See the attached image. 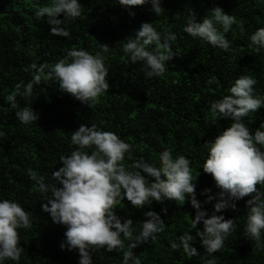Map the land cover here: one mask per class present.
<instances>
[{
	"label": "trees",
	"instance_id": "16d2710c",
	"mask_svg": "<svg viewBox=\"0 0 264 264\" xmlns=\"http://www.w3.org/2000/svg\"><path fill=\"white\" fill-rule=\"evenodd\" d=\"M45 2L0 0V130L5 132L0 137V198L17 200L31 214V226L18 230L23 248L19 261L6 259L4 264H79L76 249L60 247L66 226L53 222L41 209L45 197L29 179L28 169L38 171L46 182L55 183L51 173L60 167L59 157L76 147L70 143V137L81 123H94L132 144V154L126 155L124 161L128 167L140 156L158 166V153L164 148H171L174 156H187L192 172L200 169L195 190L197 199L203 202L208 195L202 192L204 188L218 191L211 174L201 168L207 155L203 144L231 122L213 117L210 101L228 94L241 74L254 76V87L264 93V49L256 51L249 38L264 26V0H162L164 8L159 14L145 4L130 6L134 15L118 0H80L81 14L64 23L70 32L67 37L50 32L46 14L36 16L37 8ZM215 5L243 21V32L234 24L225 33L231 41L227 50L213 47L183 30L191 19V10L200 20ZM145 21L159 31L171 30L176 34L170 45L175 54L160 76H146L143 62H129L122 49V44L134 37ZM71 48H84L103 56L109 70V89L89 107L60 90L57 81L41 80L34 84L31 96H17L20 106L32 105L39 114L38 121L22 123L16 117V109L4 97L18 81L33 79V62L54 64ZM244 120L254 131L264 120V107L250 112ZM257 187L264 191V185ZM247 199L245 196L236 201L235 208L222 210L225 218H233L237 227L225 238L224 246L213 253L216 264H264V235L259 240L243 235L249 213ZM213 203L201 206L210 214ZM147 208L160 213L166 227L157 233L155 241L132 249L142 264H201L200 256L189 258L182 248L170 246L171 240L187 230L200 254L207 255L196 230L189 227L195 215L190 201L186 199L181 204L170 199L153 200L139 209L125 198L119 201L116 211L122 218L130 216L138 230L145 218L142 211ZM197 227L202 229V222ZM92 255L93 264H121L122 250L98 248Z\"/></svg>",
	"mask_w": 264,
	"mask_h": 264
},
{
	"label": "clouds",
	"instance_id": "9594fccd",
	"mask_svg": "<svg viewBox=\"0 0 264 264\" xmlns=\"http://www.w3.org/2000/svg\"><path fill=\"white\" fill-rule=\"evenodd\" d=\"M118 2L128 8L130 15L135 14L130 6L148 4L156 14L164 8L162 0ZM81 11L80 0H46L37 8L36 16L46 14L50 32L67 37L70 32L64 27L65 21L78 17ZM190 16L183 30L223 50L231 44L225 33L234 24L244 31L243 21H238L219 5L200 20L192 10ZM249 38L256 51L264 49V26L258 27ZM175 39L176 34L171 30L159 31L150 21H145L134 37L122 44V49L129 62H143L146 76H160L165 72L166 62L175 54L170 46ZM150 45L155 47L150 48ZM101 47L106 48V45L101 44ZM31 70L33 79L18 81L4 97L24 124L38 121L39 114L32 105L20 106L17 96H31L34 84L41 80L57 81L60 90L72 94L89 107H93L110 87L109 70L103 56L84 48L68 49L51 65L33 62ZM207 82L212 83L211 80ZM256 84L254 76L241 74L231 84L228 94L210 101L212 116L231 122L203 144L207 155L201 168L211 174L218 189L213 193L211 188H204L202 192L208 195L203 202L197 199L195 190L200 169L194 174L187 156H174L171 148H164L158 153V166L140 156L128 167L124 161L126 155L132 154V144L94 123H81L70 137V143L76 147L59 157L62 163L51 173L55 183L46 182L38 171L28 169L29 179L45 197L41 209L53 222L66 226L65 239L60 242V247L76 249L79 264H93L92 253L98 248L122 250L121 264H142V259L132 249L149 240L155 241L157 233L166 227L165 220L160 213L147 208L142 211L145 218L137 230L130 216L122 218L116 211L119 201L125 198L139 209L153 200L170 199L181 204L189 200L195 209L189 227L196 230L207 255L200 254L192 242L193 235L187 230L171 240L170 246L172 249L182 248L189 258L200 256L201 264H216L213 253L224 246L225 238L237 227L233 218H225L222 210L235 208L236 201L245 196H248L245 203L249 213L243 235L259 240L264 235V191L257 187L258 184L264 185V120L254 131L244 120L250 112L255 113L264 107V93L256 90ZM4 136L5 132L0 130V137ZM208 202H214L210 214L201 206ZM200 222L202 229L197 227ZM30 226L29 211L15 199L0 198V264L6 259L19 261L23 248L18 230Z\"/></svg>",
	"mask_w": 264,
	"mask_h": 264
}]
</instances>
